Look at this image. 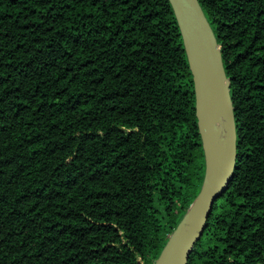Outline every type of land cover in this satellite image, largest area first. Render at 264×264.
Segmentation results:
<instances>
[{"label": "trees", "instance_id": "16d2710c", "mask_svg": "<svg viewBox=\"0 0 264 264\" xmlns=\"http://www.w3.org/2000/svg\"><path fill=\"white\" fill-rule=\"evenodd\" d=\"M237 125L188 264H264V0H199ZM170 0H0V264H154L205 153Z\"/></svg>", "mask_w": 264, "mask_h": 264}, {"label": "water", "instance_id": "95a60500", "mask_svg": "<svg viewBox=\"0 0 264 264\" xmlns=\"http://www.w3.org/2000/svg\"><path fill=\"white\" fill-rule=\"evenodd\" d=\"M193 74L196 115L206 167L201 189L154 264H188L216 200L230 187L237 161V125L221 44L199 0H170ZM220 117L221 133L214 127Z\"/></svg>", "mask_w": 264, "mask_h": 264}, {"label": "bare ground", "instance_id": "6f19581e", "mask_svg": "<svg viewBox=\"0 0 264 264\" xmlns=\"http://www.w3.org/2000/svg\"><path fill=\"white\" fill-rule=\"evenodd\" d=\"M214 127H215V131L217 132V134L221 133V121H220V117H216L214 116Z\"/></svg>", "mask_w": 264, "mask_h": 264}]
</instances>
